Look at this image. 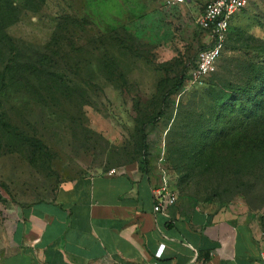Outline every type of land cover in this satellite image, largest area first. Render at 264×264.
<instances>
[{
  "label": "rangeland",
  "instance_id": "1",
  "mask_svg": "<svg viewBox=\"0 0 264 264\" xmlns=\"http://www.w3.org/2000/svg\"><path fill=\"white\" fill-rule=\"evenodd\" d=\"M11 1L0 226L73 180L142 161L150 170L162 156L178 197L230 208L264 233V0L233 17L216 71L196 85L209 0Z\"/></svg>",
  "mask_w": 264,
  "mask_h": 264
},
{
  "label": "crops",
  "instance_id": "2",
  "mask_svg": "<svg viewBox=\"0 0 264 264\" xmlns=\"http://www.w3.org/2000/svg\"><path fill=\"white\" fill-rule=\"evenodd\" d=\"M155 175L96 173L21 208L0 226V264H195V250L202 264H262L258 225L181 197L161 211Z\"/></svg>",
  "mask_w": 264,
  "mask_h": 264
},
{
  "label": "built area",
  "instance_id": "3",
  "mask_svg": "<svg viewBox=\"0 0 264 264\" xmlns=\"http://www.w3.org/2000/svg\"><path fill=\"white\" fill-rule=\"evenodd\" d=\"M169 4H176L184 0H166ZM255 0H209L206 2L198 18V25L207 34L206 45L201 48L195 57L194 66L190 70L189 82L198 84L217 68V61L221 56L230 23L233 17L242 9ZM156 182L152 187V195L156 206L164 211L168 206L175 204L178 192L172 186L171 174L163 163L160 156L155 165ZM109 173H114L110 171ZM164 249V244H160L155 255L159 257ZM262 264H264V249L259 253ZM193 260L195 264H202L197 251H194Z\"/></svg>",
  "mask_w": 264,
  "mask_h": 264
},
{
  "label": "trees",
  "instance_id": "4",
  "mask_svg": "<svg viewBox=\"0 0 264 264\" xmlns=\"http://www.w3.org/2000/svg\"><path fill=\"white\" fill-rule=\"evenodd\" d=\"M18 15H19V11L16 8L15 4H13V2L11 0H0V52H1L3 45L7 44L9 41L6 34H5V28L7 26L11 25L12 23L16 22L18 20ZM228 36H229V33H228ZM228 36H227V40H228ZM227 40H226V43H227ZM226 43H225V45H226ZM194 63H195V60H194ZM194 63L192 64V67L194 66ZM213 73H211V74H213ZM182 81H183V76L178 78V80L176 81V83L173 86V89L174 90L178 89L181 86ZM253 104L255 105V103H253ZM249 111H252V109H250ZM144 148L146 149V146H144ZM145 165H146V162L142 161L141 162V168H139V169L143 172H149V171L153 170V173H156L155 166H154V168H152V170L151 169L147 170L144 167ZM164 165L166 166V164H164Z\"/></svg>",
  "mask_w": 264,
  "mask_h": 264
}]
</instances>
